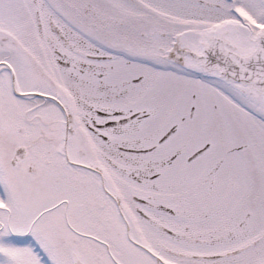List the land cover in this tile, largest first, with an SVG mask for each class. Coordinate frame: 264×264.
<instances>
[{
  "label": "snow or ice",
  "instance_id": "obj_1",
  "mask_svg": "<svg viewBox=\"0 0 264 264\" xmlns=\"http://www.w3.org/2000/svg\"><path fill=\"white\" fill-rule=\"evenodd\" d=\"M0 264H264V0H0Z\"/></svg>",
  "mask_w": 264,
  "mask_h": 264
}]
</instances>
